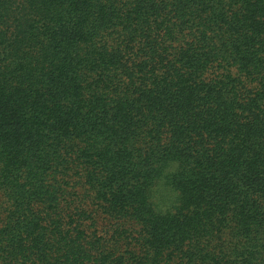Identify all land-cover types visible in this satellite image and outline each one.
I'll return each instance as SVG.
<instances>
[{"label":"trees","instance_id":"trees-1","mask_svg":"<svg viewBox=\"0 0 264 264\" xmlns=\"http://www.w3.org/2000/svg\"><path fill=\"white\" fill-rule=\"evenodd\" d=\"M0 264H264V0H0Z\"/></svg>","mask_w":264,"mask_h":264},{"label":"clouds","instance_id":"clouds-1","mask_svg":"<svg viewBox=\"0 0 264 264\" xmlns=\"http://www.w3.org/2000/svg\"><path fill=\"white\" fill-rule=\"evenodd\" d=\"M176 167H178V163H177V162H175V161H170V162H169V167H168V170H169V171H175ZM174 198H175V196L173 195V197L168 201L169 204H170V202H171ZM153 199H154V198H153ZM158 210H159V211H165L166 208H165L164 204H160V207H159Z\"/></svg>","mask_w":264,"mask_h":264}]
</instances>
